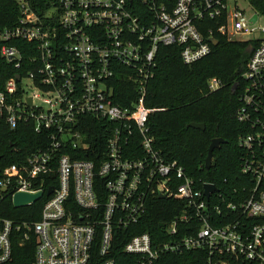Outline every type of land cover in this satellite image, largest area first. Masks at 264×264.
Wrapping results in <instances>:
<instances>
[{"label":"built area","instance_id":"built-area-1","mask_svg":"<svg viewBox=\"0 0 264 264\" xmlns=\"http://www.w3.org/2000/svg\"><path fill=\"white\" fill-rule=\"evenodd\" d=\"M246 1L253 13L239 0H142L141 11L128 0H63L52 26L28 0H17L18 26L0 28L1 56L20 70L24 56L17 43L29 44L32 68L6 81L0 119L11 130L23 124L47 138L25 161L0 172V206L9 195L13 203L18 193L54 192L41 199L47 201L34 224L0 213V264L11 260L13 239L22 235L25 242L30 234L34 264H90L97 241L98 264H119L115 231L141 224L149 203L161 197L182 203L179 214L161 222V237L146 232L129 238L123 253L131 262L121 264H152L166 253L206 249L210 264H264V16ZM215 31L251 44L236 115L245 127L238 137L239 170L250 185L236 201L220 190L208 200L181 164L162 157L148 127L154 110L145 105L159 48L180 47L183 63L192 65L211 53ZM125 68L137 93L123 106L114 96ZM220 84L213 78L209 89ZM86 117L107 122L99 163L79 157L91 149L79 129ZM214 216L222 225L211 224ZM183 229L190 235L180 237Z\"/></svg>","mask_w":264,"mask_h":264},{"label":"trees","instance_id":"trees-1","mask_svg":"<svg viewBox=\"0 0 264 264\" xmlns=\"http://www.w3.org/2000/svg\"><path fill=\"white\" fill-rule=\"evenodd\" d=\"M63 0H28L32 11L45 25H57ZM132 7L141 11L145 9L142 0H128ZM255 9L264 16V0H251ZM53 14V19L47 15ZM21 17L17 0H0V28H15ZM205 34L207 31H204ZM214 36L219 41L217 46L211 45V53L202 60L186 65L181 59V48L161 46L157 55V70L147 86L145 105L153 109L148 127L154 139L155 148L167 162L177 161L193 178L196 186L203 190L205 185L213 184L225 198L236 201V196H243V189L250 185V179L241 174L239 159L241 150L238 137L245 127L236 119L241 105L240 97L244 87L243 75L247 70L251 52L250 43L230 41L226 36ZM24 56L23 66L15 70L1 56L0 43V91L6 81L17 73L23 74L32 68L29 64L31 48L29 44L17 43ZM29 53V54H28ZM129 70L122 69V81L114 96L119 105H129L135 98L137 88L127 82L123 75ZM218 79L221 84L217 90L209 89V81ZM133 97V98H132ZM79 126L87 136L91 149L79 157L99 163L106 151L109 131L107 122L93 117L84 118ZM191 123L205 125V130L190 127ZM47 133L37 134L33 127L21 124L11 130L4 119H0V172L12 165L20 164L45 142ZM221 138L227 141L214 151L212 168L207 171L205 161L212 141ZM55 184V183H54ZM47 199L40 200L28 207L15 208L9 195L1 203V216L21 223L34 224L41 218V212ZM215 203H221L216 197ZM182 203L175 200L155 198L149 203L145 220L129 230L115 231L113 254L121 262H131V258L123 253L129 238L137 234L150 233L153 238L162 236V221H169L179 214ZM223 214L220 216L222 217ZM213 217L211 224L222 225L224 220ZM190 235L180 231L179 236ZM94 245L90 264L103 261L99 245ZM36 239L30 234L28 241H22V235L15 237L12 244V258L7 264H34ZM209 250H193L180 253H166L152 264H210ZM214 259V258H213ZM227 258L224 259L226 261ZM234 264V263H233ZM255 264V263H236Z\"/></svg>","mask_w":264,"mask_h":264},{"label":"water","instance_id":"water-1","mask_svg":"<svg viewBox=\"0 0 264 264\" xmlns=\"http://www.w3.org/2000/svg\"><path fill=\"white\" fill-rule=\"evenodd\" d=\"M256 20H257V16L253 17L252 21L255 22ZM211 44L213 46H217L219 44V41L216 39H212ZM17 78L19 79V77ZM190 127L194 129H199V130H205L206 128L204 124H199V123H191ZM225 143H227V141L221 138H216L212 141L209 147L208 156L205 161V167L207 171H209L212 168L214 151L216 149H219L220 146ZM204 189H205V196L207 197L208 200L212 197L213 194L219 192V189L213 184L205 185ZM53 192L54 190L50 189L45 195L43 192H39L37 194L18 193L13 198V205L17 209L28 207L29 205L40 201L44 196L46 197L51 196ZM163 198L164 197H161V199Z\"/></svg>","mask_w":264,"mask_h":264},{"label":"rangeland","instance_id":"rangeland-1","mask_svg":"<svg viewBox=\"0 0 264 264\" xmlns=\"http://www.w3.org/2000/svg\"><path fill=\"white\" fill-rule=\"evenodd\" d=\"M239 6L241 8H246L247 12L248 13H253V10L252 8H250L249 4L247 3L246 0H239ZM261 26H264V19H260V23H259Z\"/></svg>","mask_w":264,"mask_h":264}]
</instances>
